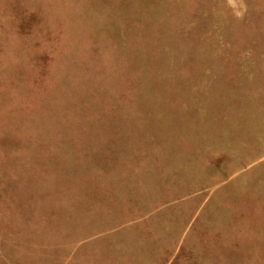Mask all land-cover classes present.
<instances>
[{
    "label": "rangeland",
    "instance_id": "obj_1",
    "mask_svg": "<svg viewBox=\"0 0 264 264\" xmlns=\"http://www.w3.org/2000/svg\"><path fill=\"white\" fill-rule=\"evenodd\" d=\"M0 264H264V0H0Z\"/></svg>",
    "mask_w": 264,
    "mask_h": 264
}]
</instances>
